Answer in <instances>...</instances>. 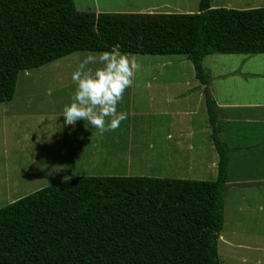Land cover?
<instances>
[{"label":"trees","instance_id":"trees-1","mask_svg":"<svg viewBox=\"0 0 264 264\" xmlns=\"http://www.w3.org/2000/svg\"><path fill=\"white\" fill-rule=\"evenodd\" d=\"M196 13L85 12L74 0H0V102L19 75L77 51L183 55L201 83L219 156L213 180L78 175L0 208V264H222L224 123L203 66L212 54H264V6Z\"/></svg>","mask_w":264,"mask_h":264},{"label":"rangeland","instance_id":"rangeland-1","mask_svg":"<svg viewBox=\"0 0 264 264\" xmlns=\"http://www.w3.org/2000/svg\"><path fill=\"white\" fill-rule=\"evenodd\" d=\"M74 1L77 10L96 13L98 3L106 0ZM116 1L107 0L109 4ZM199 1L183 0L180 6L160 11L196 13ZM212 2L217 7L235 9L264 6V0ZM88 52L91 51H77L21 72L14 99L0 102V208L45 186L78 175L216 179L218 167L213 172L197 162L198 150L185 147L176 154L175 148L166 151L168 149H163L160 143V135L161 140L164 138L161 107L167 86L182 79L198 80L194 65L188 59L170 63V56L128 53L137 60L139 67L118 108L126 113L120 127L100 134L96 129L85 127L83 120L75 127L65 124L61 112L71 103L75 91L71 75ZM184 57L179 55L173 59ZM166 62L172 65L165 67ZM252 62L257 64L252 66ZM204 64L212 77L210 84L217 99L243 100L249 92L254 99H264V54H213ZM220 75L229 77L219 78ZM198 94L194 91L190 95L192 105L199 104ZM207 114L203 103L197 115L202 125L208 123ZM200 141L211 157L216 152L210 145L214 144L213 140L202 136ZM229 149L231 180L236 156L232 146ZM256 149L255 159L237 169L244 175H236L251 181L247 186L250 189L241 193L229 185L225 187V226L218 243L222 264H264V142L257 143ZM161 156L167 157L161 159ZM193 161L194 166L189 168Z\"/></svg>","mask_w":264,"mask_h":264},{"label":"crops","instance_id":"crops-1","mask_svg":"<svg viewBox=\"0 0 264 264\" xmlns=\"http://www.w3.org/2000/svg\"><path fill=\"white\" fill-rule=\"evenodd\" d=\"M182 1L183 0H117L115 3L109 4L106 0L98 3L96 13H164L160 10L165 7L171 8V6H180ZM212 6L217 7L218 5L213 4L212 2ZM212 55L206 56L203 60V66L209 75V85L211 89L212 87L210 82L212 77L204 62L207 58L212 57ZM170 57L172 58L170 60L171 62L169 61L170 63L179 62L180 60V62L188 61L184 56V58L175 60L173 58L179 57V55H170ZM215 61L218 62L220 60ZM256 64L257 63L252 62V66ZM169 65L172 64L166 62V65L164 66L168 67ZM231 75L232 74H229V76ZM229 76L220 75L219 78H226ZM189 80L190 78L187 80L182 79L174 85L169 83L170 85L167 86L166 99L161 107V115L163 116L161 130L163 131L164 138L161 140L160 135V143L163 149H168L166 151H170L169 149L175 148V150H177L176 154L179 150H182L185 147V149L188 150H198L197 153H199L200 157L196 158V161L205 164L207 169L214 172V170L216 171V167H218L219 160L215 146L214 144H210L212 145V149L216 151L213 152L210 157L205 151L207 147L200 141V138L203 136L206 140L212 142V128L208 120L203 90L199 80L196 82H189ZM194 91L199 93V104L197 105L191 104L190 95H193ZM212 92L219 106V119L224 123L222 138H225L227 141L226 143L229 146H232L233 152L236 156V163L234 165L235 171L231 175V180L229 179V181L225 184V187L229 185L232 190L236 189L242 193L245 189H250L247 186L252 184V182L242 180L240 176H243L244 174L239 172L237 169H241V167L244 166L246 167L250 162L249 160L253 161L255 159L254 156L257 155V143L264 142V99H254L251 92H249L243 100H234L231 97L219 100L217 99L213 89ZM203 103L205 104L208 123L205 122L202 125L200 123V118L198 120L197 115L199 114ZM205 117L203 120H205ZM195 143H197V145ZM170 153L168 156L172 158V154ZM164 157L167 156H161V159ZM194 164L195 162L193 161L192 165H189V168H192ZM254 164H256V162ZM237 174L241 175L236 176Z\"/></svg>","mask_w":264,"mask_h":264},{"label":"clouds","instance_id":"clouds-1","mask_svg":"<svg viewBox=\"0 0 264 264\" xmlns=\"http://www.w3.org/2000/svg\"><path fill=\"white\" fill-rule=\"evenodd\" d=\"M138 67L137 60L123 53L119 45L85 54L71 75L75 91L71 103L62 109L64 123L75 127L83 120L85 127L100 134L119 128L126 113L118 108Z\"/></svg>","mask_w":264,"mask_h":264}]
</instances>
